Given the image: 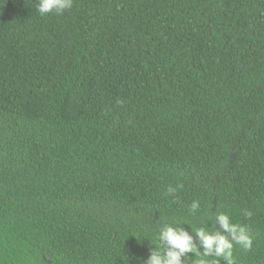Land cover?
I'll return each mask as SVG.
<instances>
[{"label": "trees", "instance_id": "16d2710c", "mask_svg": "<svg viewBox=\"0 0 264 264\" xmlns=\"http://www.w3.org/2000/svg\"><path fill=\"white\" fill-rule=\"evenodd\" d=\"M38 3L0 0V264H143L220 213L264 264V0Z\"/></svg>", "mask_w": 264, "mask_h": 264}, {"label": "clouds", "instance_id": "9594fccd", "mask_svg": "<svg viewBox=\"0 0 264 264\" xmlns=\"http://www.w3.org/2000/svg\"><path fill=\"white\" fill-rule=\"evenodd\" d=\"M73 0H39L38 11L42 15L49 13L62 14L72 8ZM176 189L168 188L169 194H174ZM199 202L191 204V211L196 212ZM251 215V213H248ZM216 222L219 228L208 231L204 227L195 229V238L183 227L167 225L161 228L158 234V244L150 250V254L143 264H184L183 257L194 253V264H220L223 258L227 264H233L234 244L248 250L252 247V238L247 226L234 224L226 213H220ZM223 229V232L220 230ZM198 238L199 244L196 239ZM203 251H200V249ZM200 258L197 260L196 257ZM209 257H213L209 259ZM192 259V258H190Z\"/></svg>", "mask_w": 264, "mask_h": 264}]
</instances>
